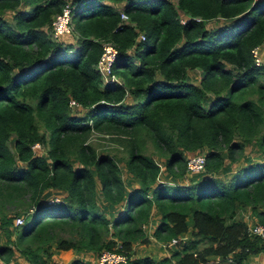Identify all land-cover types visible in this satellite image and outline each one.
I'll return each instance as SVG.
<instances>
[{"label":"trees","instance_id":"obj_1","mask_svg":"<svg viewBox=\"0 0 264 264\" xmlns=\"http://www.w3.org/2000/svg\"><path fill=\"white\" fill-rule=\"evenodd\" d=\"M64 2L0 0V264H10L13 249L29 264H57L54 251L104 248L129 255L125 264H243L264 250L234 218L238 205L264 225V49L258 63L251 51L264 46V0H70L75 45L64 41L68 33L51 40L46 32ZM215 18L222 21L207 27ZM101 40L116 47L114 80L94 68ZM195 68L196 83L186 78ZM70 97L82 108L72 109ZM94 132L120 145L140 186L125 191L114 153L97 149ZM246 146L262 158L224 181L219 167L247 155ZM200 151L203 168L190 182L157 180L156 155L174 180ZM96 183L106 202L123 200L111 218L96 203ZM48 188L66 195L45 199ZM152 206L155 239L186 231L187 215L192 237L168 256L130 258L131 243L147 240Z\"/></svg>","mask_w":264,"mask_h":264},{"label":"crops","instance_id":"obj_2","mask_svg":"<svg viewBox=\"0 0 264 264\" xmlns=\"http://www.w3.org/2000/svg\"><path fill=\"white\" fill-rule=\"evenodd\" d=\"M64 41L67 42L68 44H76V40H70L69 35L65 34L63 37ZM76 39V36L75 38ZM244 152H247V155L241 157L240 162H244L247 159H261L262 157L254 156V153H257L255 149H251L250 147L246 146ZM188 152L186 153V155ZM115 159L119 165L120 168V175L122 178V182L124 185L125 191L129 190L131 187L135 186H140L141 183L136 178L135 176L131 175L125 167L124 163V158L121 160L119 157L115 156ZM156 159V158H155ZM159 164V171L157 175V180L158 181H165V182H170V181H180L183 183L190 182L191 179H194L195 176L192 173L185 174L182 177H174V180L172 179L173 177L169 176L166 169L164 168V165L161 161V159L158 161L156 160ZM242 163L238 164L237 166L241 165ZM236 166V167H237ZM225 168H229L226 164L223 166ZM235 167V168H236ZM227 171V170H225ZM223 171V172H225ZM222 172V173H223ZM224 174V173H223ZM227 174H224V178L226 177ZM221 178V177H220ZM64 195L66 193L64 191H61L59 189H53V188H48L46 189L43 193L42 196L45 199H50L52 197H57V198H64ZM95 198H96V203L98 207L104 212V214L108 217L111 218L116 211L119 208H122L123 206V200L116 204H110L106 202L100 192L99 185L96 183L95 185ZM159 212L155 209L154 206L150 208L148 218L146 221L142 224V229L144 231V236L147 238L145 242L141 241V239H137L131 243V251H130V258L132 257H143V256H148L154 260L159 259L163 256H168L170 252L175 248L174 243H170L169 241H161L157 240L154 238L152 232L153 229L156 225V223L159 220ZM234 218L235 219H240L243 220L248 226L251 223L255 222L256 219L254 216L250 213L248 208L241 207L236 205L235 211H234ZM185 224H186V231L183 233L179 234L177 237L181 238V240H185L187 238L192 237L191 236V227H192V218L190 215H187L185 218ZM14 226L10 227L12 230L11 233V238L14 236L13 233V228ZM4 236L2 233V230L0 229V243L4 242ZM143 243H146L148 245H145ZM168 249V251H167ZM60 255L68 256L65 258H62ZM72 258H78L82 260L85 264H96L95 259H96V253L92 251H74L73 253H64L62 251H54L51 256L50 260L56 262L57 264H66L68 261H70ZM10 264H29L27 260L21 256L16 249L12 250V254L10 257ZM170 264H175V262L172 260ZM243 264H264V250H261L257 253L249 254L246 256V258L243 260Z\"/></svg>","mask_w":264,"mask_h":264},{"label":"built area","instance_id":"obj_3","mask_svg":"<svg viewBox=\"0 0 264 264\" xmlns=\"http://www.w3.org/2000/svg\"><path fill=\"white\" fill-rule=\"evenodd\" d=\"M71 13V4L70 0H65L62 4L60 11L52 17L50 21V25L47 28L49 32V37L51 40H58L61 34L69 33L72 29L70 23V14ZM120 18L125 20L127 16L120 12ZM126 21V20H125ZM138 37L142 38L143 34L139 33ZM252 54L254 56V60L256 63L260 62V58L257 54V47L254 46L252 48ZM116 52V47L111 41L101 40V51L96 59L94 64L95 70L100 75L102 81L106 80H114L116 76L112 72L111 63L114 59V55ZM68 105L72 107V109H81L82 107L74 98H69ZM38 147V151L33 150ZM30 148L35 152L40 154L43 152V146L40 142H33L30 145ZM204 164V154L202 152H194L189 154L185 159V169L187 172H197L202 170ZM53 199H57V197H52ZM50 198V199H52ZM49 199V200H50ZM31 210V208H30ZM23 216L16 215L13 219V225L17 226L22 224ZM248 234L256 235L261 240L264 246V225L259 222H253L247 226ZM181 238L172 237L170 239V243H176L177 240ZM129 259V255L126 253L116 250V249H101L98 253H96V264H125Z\"/></svg>","mask_w":264,"mask_h":264},{"label":"rangeland","instance_id":"obj_4","mask_svg":"<svg viewBox=\"0 0 264 264\" xmlns=\"http://www.w3.org/2000/svg\"><path fill=\"white\" fill-rule=\"evenodd\" d=\"M118 5H119V6H117V7H120V6H121V4H118ZM10 13H11V11H5L4 14H3V16H4V17H7V18H10ZM55 14H56V13H55ZM55 14H54V16H55ZM221 21H222V19L220 20L219 18H215V19L211 20L210 22L206 23V26L208 27V26H211L212 24H216V23H219V22H221ZM46 32H47V34H48V36H49V32H48V31H46ZM68 35H69L71 41H72V40H76V39H74V38H75V34H74V32H73V29L70 30V32L68 33ZM61 36H62V34L60 35V37H61ZM60 37H59V38H60ZM49 38H50V37H49ZM69 45H70V44H69ZM73 45H75V44H73ZM263 49H264V46H263V44H262L260 50L258 49V51H257V54H258L259 58H262ZM200 76H201V72H200V70H198L197 68L187 71V74H186V78H187V80H188V81H191V82H195V83L198 82ZM210 96H211L210 94H207V96H205L204 99H203V103H206V102L208 101V99H209ZM74 111H77V110H74ZM77 113H78V112H77ZM36 123H37V125H38V127H39V131L42 132L44 128H43V126L41 125V122L39 121L38 118H36ZM43 133H45V132H43ZM45 136H46V133H45ZM91 139H92L93 142L96 144L98 150H103V151H108V152L114 153V155L117 156V157H119L121 160L126 156V154H125V152L123 151V149L120 148V145H118L115 141H113L109 136L106 137V135H102V134L99 133V132H94V133L91 135ZM12 141H13V138H12V136H10V137L8 138V144H9L10 147H12ZM148 144H149V143H148ZM148 144H147V145H148ZM246 145H247V144H246ZM250 146H251V145H250ZM33 150L38 151V147H36V148L33 149ZM43 151H44V148H43ZM146 151H150V152L152 151V148H151L150 145H148V147L146 148ZM200 152H201V151H200ZM221 152H222L223 155H224V161H223V162H227L228 159L226 158L225 150H221ZM241 157H242V156L238 157L235 161H233V162H231V163H228V164H229V166H228L229 168H225V169H224V167L221 165V166L219 167V170H218V176L221 177L224 181H227L228 178L230 177V174L234 171L235 167H236L238 164L242 163V162H240V161H241ZM155 158H156V160H158V161L160 160V158H159L157 155L155 156ZM242 164H243V163H242ZM225 170H227V171H225ZM223 171H225V172H223ZM222 172H223L224 174H227L225 178H224V174H223ZM188 173H189V172H188ZM188 173H187V174H188ZM190 173H191V172H190ZM12 211H14V210H12ZM14 217H15V216H14ZM169 241H170V240H169ZM143 244L148 245V244H146V243H143ZM167 251H168V249H167ZM70 253H73V252L71 251ZM60 256H61L62 258L68 257V256H64V255H60Z\"/></svg>","mask_w":264,"mask_h":264},{"label":"clouds","instance_id":"obj_5","mask_svg":"<svg viewBox=\"0 0 264 264\" xmlns=\"http://www.w3.org/2000/svg\"><path fill=\"white\" fill-rule=\"evenodd\" d=\"M18 226V225H17Z\"/></svg>","mask_w":264,"mask_h":264}]
</instances>
